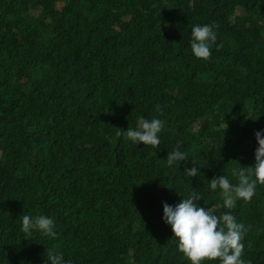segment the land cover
Instances as JSON below:
<instances>
[{
  "label": "trees",
  "instance_id": "obj_1",
  "mask_svg": "<svg viewBox=\"0 0 264 264\" xmlns=\"http://www.w3.org/2000/svg\"><path fill=\"white\" fill-rule=\"evenodd\" d=\"M206 24L209 60L191 51ZM140 117L163 121L159 147L117 136ZM258 131L264 0H0V264H51L48 250L64 264H191L163 204L193 193L230 211L248 229L241 258L264 264V185L231 210L210 188L255 164ZM177 148L188 158L169 167ZM25 215L57 236H27Z\"/></svg>",
  "mask_w": 264,
  "mask_h": 264
},
{
  "label": "clouds",
  "instance_id": "obj_2",
  "mask_svg": "<svg viewBox=\"0 0 264 264\" xmlns=\"http://www.w3.org/2000/svg\"><path fill=\"white\" fill-rule=\"evenodd\" d=\"M218 27V25L216 26ZM191 51L198 59L209 60L212 55V45L217 41V35L212 25H196L191 29ZM223 45H217L220 50ZM157 111L160 105L156 106ZM212 122V121H211ZM163 128V121L159 119L148 120L138 118L137 128H128L125 132L118 131L117 136L124 135L136 144L150 145L153 148L160 146L158 134ZM258 148L255 151V164L247 168H233L232 176L238 183L232 184L225 175L213 178L210 188L213 191L220 189L223 206L229 210L236 207L238 200L250 202L255 195L257 184L264 185V131L255 133ZM187 154L173 150L167 155V165L173 166L176 162L186 161ZM193 163H196L193 160ZM189 177H196L197 167L185 168ZM201 196L193 193L189 198L181 199L174 207L163 204V219L171 226L175 239L178 240V250L191 262V264H204L205 261H219V264H246L242 259L245 245L242 242L248 229L242 223H237L231 212L220 216L212 209L199 207L197 201ZM54 221L47 216L31 218L22 217V232L31 236L33 230L55 238ZM47 259L51 264L72 263L70 259L48 250ZM250 264V261L247 262Z\"/></svg>",
  "mask_w": 264,
  "mask_h": 264
},
{
  "label": "rangeland",
  "instance_id": "obj_3",
  "mask_svg": "<svg viewBox=\"0 0 264 264\" xmlns=\"http://www.w3.org/2000/svg\"><path fill=\"white\" fill-rule=\"evenodd\" d=\"M61 6V5H60Z\"/></svg>",
  "mask_w": 264,
  "mask_h": 264
}]
</instances>
